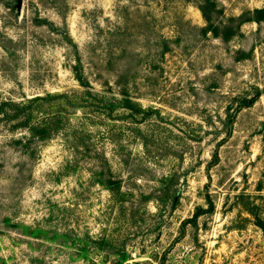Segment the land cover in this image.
<instances>
[{
  "label": "rangeland",
  "instance_id": "1",
  "mask_svg": "<svg viewBox=\"0 0 264 264\" xmlns=\"http://www.w3.org/2000/svg\"><path fill=\"white\" fill-rule=\"evenodd\" d=\"M49 93L48 139L0 122V264H264V0H0V104Z\"/></svg>",
  "mask_w": 264,
  "mask_h": 264
},
{
  "label": "trees",
  "instance_id": "2",
  "mask_svg": "<svg viewBox=\"0 0 264 264\" xmlns=\"http://www.w3.org/2000/svg\"><path fill=\"white\" fill-rule=\"evenodd\" d=\"M199 8L201 9L206 20L210 21L209 12L205 8L204 4L200 3ZM81 63V60H79L80 65ZM78 68L79 67H75L74 69L80 84L83 87L91 86V83L84 71ZM53 99H68L71 101L72 96L68 93H49L46 96L36 95L34 97L28 98L26 102H15L13 100L9 102H3L0 104V115L2 114V116H0V122L4 121L6 122L5 124L14 122L12 128H24V133H22L23 135L15 138L14 141L19 145L29 148L32 142H41L48 139L54 131L58 130L60 126L55 120L56 116H53L52 118V113L50 114V112H47L43 107L44 104H41V102L44 103V101H50ZM126 100L130 104L127 105V107L130 106L133 108V101L129 98ZM8 106L12 107L11 111L6 109ZM26 152L28 153L29 151H25V153ZM30 155L31 157L36 156L35 152L30 153ZM110 190H113V188Z\"/></svg>",
  "mask_w": 264,
  "mask_h": 264
}]
</instances>
